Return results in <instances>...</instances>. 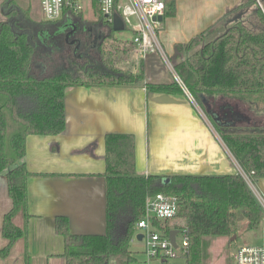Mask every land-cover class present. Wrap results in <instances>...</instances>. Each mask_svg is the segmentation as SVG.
<instances>
[{
    "label": "trees",
    "instance_id": "obj_1",
    "mask_svg": "<svg viewBox=\"0 0 264 264\" xmlns=\"http://www.w3.org/2000/svg\"><path fill=\"white\" fill-rule=\"evenodd\" d=\"M176 1L165 0L163 19L175 16ZM4 3L8 13L7 20L0 24V174L5 176L11 208L2 218L1 235L7 244L0 251L1 258L9 255L18 240L27 237V182L34 174L26 168V140L63 134L68 89L143 83L148 92L184 93L176 82L144 83L142 61L133 70L120 66L122 59L115 58L117 53H134L133 47H128V41L114 40L112 25L104 22L97 10L89 26L96 36L101 32L100 37L93 47L88 43L73 52L69 47L49 50L38 41L42 26L54 29L60 27V21L36 23L26 18L28 11H21L14 0ZM261 3L264 9V0ZM254 5L261 24L255 32L235 21L218 33L231 16ZM107 40L117 45L106 48ZM55 54L58 63L52 57ZM167 58L237 166L253 185L263 180L264 120L257 117L264 112V16L256 2L247 0L186 43L175 44ZM104 161L105 233L74 235L65 217L55 218V232L63 239L61 257L65 264H135L130 246L135 226L144 216L147 198L156 194L179 200L175 229L184 230L188 238L185 264H206V242L236 236L230 241L233 243L241 235L257 231L264 220V209L238 172L175 175L167 182L160 176H140L134 168L133 137L124 134L105 136ZM19 213L24 219L21 228L13 223ZM169 222L164 223L165 235ZM24 264H30L26 253Z\"/></svg>",
    "mask_w": 264,
    "mask_h": 264
},
{
    "label": "crops",
    "instance_id": "obj_2",
    "mask_svg": "<svg viewBox=\"0 0 264 264\" xmlns=\"http://www.w3.org/2000/svg\"><path fill=\"white\" fill-rule=\"evenodd\" d=\"M27 2L31 3L14 0L21 11L26 10ZM36 2L39 8V0ZM238 2L235 0L231 9ZM2 4L3 8L7 7L4 0H0ZM7 13H0V24L7 20ZM225 14L217 15L205 27H190L186 35L167 32V27L162 26L164 50L171 56L175 44L186 43ZM26 18L40 22L30 13ZM142 61L144 83H172L171 75L165 72L167 68L161 66L157 56L149 54ZM69 93H75L76 97L68 100ZM65 98L67 119L63 134L26 140V168L34 174L27 182L30 215L27 237L18 240L6 258L0 257V264H24L25 253L30 264H65L61 257L63 239L54 228L57 217L67 219L71 234L105 233V180L101 174L105 170L104 139L108 134L133 137L134 168L140 176L167 179L175 175L220 176L237 172L228 152L184 93L148 92L141 83L128 87H73L66 91ZM256 184L253 187L261 196L264 179ZM10 208L5 176L0 174V251L7 244L1 235L2 218ZM13 223L20 228L24 226L22 213L14 217ZM137 235L135 231L134 238L143 249L140 253L131 250L136 262L138 257H143L140 264H145L144 244L142 239H136Z\"/></svg>",
    "mask_w": 264,
    "mask_h": 264
},
{
    "label": "built area",
    "instance_id": "obj_3",
    "mask_svg": "<svg viewBox=\"0 0 264 264\" xmlns=\"http://www.w3.org/2000/svg\"><path fill=\"white\" fill-rule=\"evenodd\" d=\"M254 1L264 16V9L260 0ZM86 7H89L93 18L96 17L95 11L97 10L102 20L109 25L113 26L114 19L118 18L124 26V30H129L132 34L130 43L138 59L143 60L147 55L156 53L165 62L167 55L158 41L161 22L157 21L158 17L163 19L165 14V0H39L42 18L49 23L61 19L71 21L83 19ZM175 81L204 121V117L199 112V107L176 76ZM231 159L236 164L232 157ZM237 172L244 178L264 209V201L256 193L249 178L238 166ZM178 208L179 200L175 196L156 194L147 198L144 216L135 226L138 234L142 235L144 254L147 259L145 264H150L152 261H157L159 264H168L169 260L177 258L179 254L182 256L186 254L189 243L184 230L178 231L175 227L169 228V232L176 230L177 235L180 234L182 237L179 245L176 241L177 235L175 236L176 247L171 244L169 233L167 235L163 233L164 223L173 221L176 218ZM155 224H159L162 230L157 229ZM230 264H264V245L236 248L231 255Z\"/></svg>",
    "mask_w": 264,
    "mask_h": 264
},
{
    "label": "rangeland",
    "instance_id": "obj_4",
    "mask_svg": "<svg viewBox=\"0 0 264 264\" xmlns=\"http://www.w3.org/2000/svg\"><path fill=\"white\" fill-rule=\"evenodd\" d=\"M36 1L37 0H30L31 3L27 2L24 6L26 7L28 14L30 13L33 18L37 19L40 22L41 21L43 22L44 20L42 18V15H41V12L38 8V5H36V3H37ZM238 1L239 2L237 5H240V4L245 3L247 0H238ZM260 2H261V0H260ZM233 3H235V0H177L176 5H175V16L170 17V18H165L161 22V28L158 31L159 43L163 47L162 36H163L165 31H164V29L162 30V26L165 28L167 27V32H172V33L183 32L186 35L189 32L188 30L190 29V27H194V26H197L198 28L205 27L210 22V20L215 18L217 15L225 14L227 9L232 10V9L236 8L237 6L231 9V5ZM2 8H3V4H2V6L0 5V13L1 14L3 13V11L8 10L7 7L3 8V9ZM232 20H233V22H232ZM91 21H93L92 14L89 10V7H86L84 10L83 19L81 21H79V20L77 21L82 26H79V29L75 30V32L77 34L75 37H72V38H74L72 40V44L69 43L70 39L66 40L65 36H67V38H69L68 34H73L75 27H72V30H67V29L63 28L62 26L56 27L54 29L53 28L50 29L46 24L41 27L42 31H41V29L39 31L38 41H41V42L43 41V44H45L49 50H51V49L58 50L59 47H60V49H66L67 47H69L74 52L76 46L79 47L81 42L88 36L86 31L90 30V28H87V29H84V28H86L87 25H89V23ZM235 21L243 22V24L245 26H247L249 29H252V31H254V32H255V29L261 27V24H260V21H259L257 12H256V7L254 5V6H250L249 8H246L245 10L239 11V13H236L233 16H231L229 18L227 24L222 29H220V31L218 33H221L226 28L232 26ZM100 30L102 32H107V29H105V28H101ZM131 38H132V34L129 30L115 32V34H114V40L119 39V40H123V41H128V43L130 44L128 47L131 46V43H130ZM88 43L90 46H92V47L94 46L93 41H91V42L88 41ZM110 45L112 47L114 45H117L116 41L107 40L106 45H105L106 48H108ZM119 48L121 49L120 46H119ZM130 48L132 49V47H130ZM164 48L165 47H163L162 49L164 50ZM167 52L168 51L166 50L165 53L168 55ZM55 55H52V57H54L55 61L58 63V60H59L58 56H57L58 54H55ZM153 55L157 56L161 66H164V67L166 66L165 68H167V69L165 72L169 76L171 75L172 83H175L176 82L175 81V74L173 73V68H172V65H171L170 61L168 60V58H165V62H164L163 60H161L159 58V56L156 53H153ZM67 57L68 56L64 57V60ZM115 58L122 59L120 66H122L123 68H130L132 70L135 68V63H139V61H142V60L138 59L136 54L133 53L132 51H125L123 53L119 52V53H117ZM152 59H154V57ZM143 63L144 62L142 61V65H144ZM117 64H119V63H117ZM154 69H158V67L154 66ZM170 69H172V70H170ZM74 94L75 93H73L71 95V93H69V95L67 96L68 100L69 99L73 100V97L74 98L76 97V95H74ZM198 109H199V112L201 113V115L206 120V117L204 116L203 111L200 108H198ZM258 118L260 120H264V112L262 114H260L257 117V119ZM205 123L207 125H209V128L211 129L212 134L215 137L216 134H215L213 128H211L209 122H207V120H206ZM263 125H264V123H263ZM221 147L224 150H226L224 148V146L221 145ZM163 181L167 182V179L164 178ZM254 185H255V187H257V184H254ZM259 192H260V190H259ZM260 195L264 201V194L262 192H260ZM240 221L242 222V220H240ZM177 223H178L177 219L169 222L168 228L175 227ZM134 240H135V238L131 242V249L135 252L140 253L143 249L142 244H140L139 242H137L136 240L134 241ZM181 240H182V237L180 234H178L176 237V241L179 245L181 244ZM261 245H264V220L260 224V227L258 228L257 231L245 233V234L241 235L240 237H238L237 240L234 241L233 243H230L229 239H211L210 241H208V243L206 242L204 245L205 263L206 264H229L231 254H232V252L235 251L236 246L242 247V246H261ZM137 259H138V262H136L135 264H140L141 263L140 260L141 259L143 260V257H138ZM168 264H185V260H184V257L181 254H179V256L177 258L169 260Z\"/></svg>",
    "mask_w": 264,
    "mask_h": 264
},
{
    "label": "flooded vegetation",
    "instance_id": "obj_5",
    "mask_svg": "<svg viewBox=\"0 0 264 264\" xmlns=\"http://www.w3.org/2000/svg\"><path fill=\"white\" fill-rule=\"evenodd\" d=\"M60 26H62L63 28L67 29V30H72V27H75L74 31H73V34H68L69 38L66 37V40L67 39H70V42L72 44V40L74 38L72 37H75L76 36V32L75 30H78L79 29V26H82L80 23H78L77 21H71V20H65V19H61L60 20ZM87 28H90L89 25H87L86 28L84 29H87ZM102 28V27H101ZM86 31V30H85ZM87 32V37L81 42V44L79 45V47L76 46V50H79L80 48H82L84 45L88 44V41H93L95 43V41L97 40L98 36L100 35L101 32H99L98 36H96V32L94 31V29L90 28V30L86 31ZM100 37V36H99Z\"/></svg>",
    "mask_w": 264,
    "mask_h": 264
},
{
    "label": "water",
    "instance_id": "obj_6",
    "mask_svg": "<svg viewBox=\"0 0 264 264\" xmlns=\"http://www.w3.org/2000/svg\"><path fill=\"white\" fill-rule=\"evenodd\" d=\"M157 21L158 22H162V17H158L157 18ZM112 30H113V32H119V31H123L124 30V26L122 25V23L120 22V20L118 19V18H115L114 19V21H113V26H112ZM66 119H67V117H66ZM242 218H240V220H241ZM177 231L175 230V231H170L169 232V239H170V242H171V244L174 246V247H176V244H175V236L177 235ZM235 237L236 236H233L231 239H230V241H233V240H235ZM136 239L137 240H141L142 239V235L141 234H138L137 236H136Z\"/></svg>",
    "mask_w": 264,
    "mask_h": 264
}]
</instances>
